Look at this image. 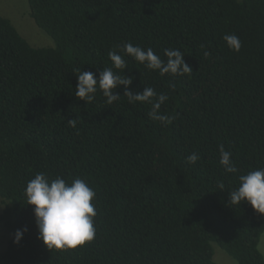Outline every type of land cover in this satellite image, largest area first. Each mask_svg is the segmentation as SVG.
Segmentation results:
<instances>
[{
  "label": "trees",
  "instance_id": "trees-1",
  "mask_svg": "<svg viewBox=\"0 0 264 264\" xmlns=\"http://www.w3.org/2000/svg\"><path fill=\"white\" fill-rule=\"evenodd\" d=\"M27 3L53 46H32L0 15V221L11 233L0 264H218L216 246L238 264H264V214L246 200L228 203L239 176L264 167V0ZM225 33L239 37V51ZM124 42L164 60L166 48L184 53L192 73L183 76H161L130 56L126 69H113L133 77L134 93H167L161 112L175 115L171 124L150 119L149 104H130L123 85L110 105L99 89L87 104L74 95L73 70L98 75ZM219 145L236 173L219 163ZM193 152L200 158L189 164ZM37 172L95 190L91 242L49 250L37 238L24 194Z\"/></svg>",
  "mask_w": 264,
  "mask_h": 264
},
{
  "label": "clouds",
  "instance_id": "clouds-1",
  "mask_svg": "<svg viewBox=\"0 0 264 264\" xmlns=\"http://www.w3.org/2000/svg\"><path fill=\"white\" fill-rule=\"evenodd\" d=\"M222 39L233 51H239L242 47L241 40L235 34L225 33ZM116 48L108 53L112 67L104 68L98 75L92 71H82L81 68L73 70L78 81L74 95L87 104L95 99L94 93L99 89L107 98L106 103L110 105L120 99L121 95L116 93L115 89L123 85V95L130 104L136 102L149 104L150 119L160 122L162 126L171 124L176 118L175 115L161 112V106L169 99L167 93H157L152 87H145L142 92L134 93L129 87L133 77L121 76L113 69H126L127 63L123 56H130L146 68L157 70L161 76L165 74L173 77L183 76L192 73V68L184 59V53L179 49L166 48L163 51L167 59L164 60L151 47L145 49L131 42H124ZM205 55L208 53L206 52ZM169 87L174 89L175 84H170ZM67 122L71 127L76 125L75 118ZM219 153V163L224 170L228 173H236L238 169L231 158L232 153L225 150L223 145H219ZM199 158V155L193 152L186 157V161L195 164ZM238 179L239 186L229 192V205H240L246 200L255 212L264 214V167L250 170L240 175ZM24 194L27 204L34 206L37 238L43 241L47 249H75L95 238L94 217L97 211L92 201L96 197V192L86 180L77 177L69 183L59 175L50 178L44 172H37L26 183ZM27 230L26 227L22 230L18 229L13 242L19 243Z\"/></svg>",
  "mask_w": 264,
  "mask_h": 264
},
{
  "label": "rangeland",
  "instance_id": "rangeland-1",
  "mask_svg": "<svg viewBox=\"0 0 264 264\" xmlns=\"http://www.w3.org/2000/svg\"><path fill=\"white\" fill-rule=\"evenodd\" d=\"M0 15L9 18L17 31L32 46H53L52 39L46 33H43L31 18L27 0H0ZM3 208L4 204L0 201V215ZM10 237L11 233L6 229L3 222L0 221V251L4 250ZM258 248L264 257V232L260 237ZM213 259L218 264H238L236 260L218 246L214 247Z\"/></svg>",
  "mask_w": 264,
  "mask_h": 264
}]
</instances>
